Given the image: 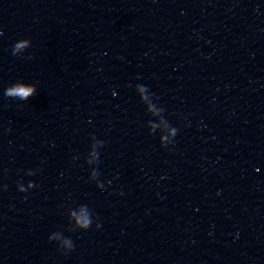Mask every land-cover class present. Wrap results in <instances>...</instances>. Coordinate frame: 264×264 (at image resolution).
<instances>
[{
	"label": "water",
	"instance_id": "obj_1",
	"mask_svg": "<svg viewBox=\"0 0 264 264\" xmlns=\"http://www.w3.org/2000/svg\"><path fill=\"white\" fill-rule=\"evenodd\" d=\"M0 264H264V0H0Z\"/></svg>",
	"mask_w": 264,
	"mask_h": 264
},
{
	"label": "clouds",
	"instance_id": "obj_2",
	"mask_svg": "<svg viewBox=\"0 0 264 264\" xmlns=\"http://www.w3.org/2000/svg\"><path fill=\"white\" fill-rule=\"evenodd\" d=\"M31 90H25V89H15L12 91L11 94H20L23 96H27L28 94H30Z\"/></svg>",
	"mask_w": 264,
	"mask_h": 264
}]
</instances>
